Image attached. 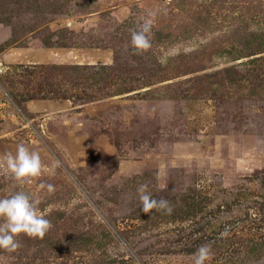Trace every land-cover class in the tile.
<instances>
[{"label": "rangeland", "instance_id": "1", "mask_svg": "<svg viewBox=\"0 0 264 264\" xmlns=\"http://www.w3.org/2000/svg\"><path fill=\"white\" fill-rule=\"evenodd\" d=\"M255 40L264 0H0V156L24 144L44 165L31 184L0 165V198L25 192L52 223L0 264H193L204 244L208 264H264ZM143 183L171 215L143 212Z\"/></svg>", "mask_w": 264, "mask_h": 264}, {"label": "clouds", "instance_id": "2", "mask_svg": "<svg viewBox=\"0 0 264 264\" xmlns=\"http://www.w3.org/2000/svg\"><path fill=\"white\" fill-rule=\"evenodd\" d=\"M153 25L154 13L149 12L138 29H130V43L135 55L142 56L151 50ZM0 165L20 184H31L42 175L44 169L39 152L30 150L24 144L17 145L15 154L8 152L0 156ZM40 187H46L49 192L54 191L51 184H41ZM137 193L145 214L153 211L166 215L173 213L174 207L170 200L154 199L147 183L140 184ZM38 204V200L22 191L0 198V249L8 253L17 252L22 246L18 239L21 235L32 239L45 238L52 223L40 212ZM222 235L227 236V231ZM213 256L211 244L201 245L193 254V264H208Z\"/></svg>", "mask_w": 264, "mask_h": 264}, {"label": "trees", "instance_id": "3", "mask_svg": "<svg viewBox=\"0 0 264 264\" xmlns=\"http://www.w3.org/2000/svg\"><path fill=\"white\" fill-rule=\"evenodd\" d=\"M251 35H253V33ZM44 43L46 45H49V43H47V41L45 40ZM255 44L257 45V47H261L264 50V40H255Z\"/></svg>", "mask_w": 264, "mask_h": 264}, {"label": "water", "instance_id": "4", "mask_svg": "<svg viewBox=\"0 0 264 264\" xmlns=\"http://www.w3.org/2000/svg\"><path fill=\"white\" fill-rule=\"evenodd\" d=\"M0 70H1V66H0Z\"/></svg>", "mask_w": 264, "mask_h": 264}]
</instances>
